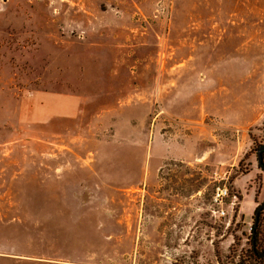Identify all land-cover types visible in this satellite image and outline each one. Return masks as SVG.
I'll list each match as a JSON object with an SVG mask.
<instances>
[{"label":"rangeland","instance_id":"374dc122","mask_svg":"<svg viewBox=\"0 0 264 264\" xmlns=\"http://www.w3.org/2000/svg\"><path fill=\"white\" fill-rule=\"evenodd\" d=\"M261 146L264 0H0V264H264Z\"/></svg>","mask_w":264,"mask_h":264},{"label":"built area","instance_id":"2783aa9c","mask_svg":"<svg viewBox=\"0 0 264 264\" xmlns=\"http://www.w3.org/2000/svg\"><path fill=\"white\" fill-rule=\"evenodd\" d=\"M229 197V191L225 184H217L211 195L212 212L218 217H224L226 215L227 199ZM233 206V202L228 204Z\"/></svg>","mask_w":264,"mask_h":264},{"label":"trees","instance_id":"16d2710c","mask_svg":"<svg viewBox=\"0 0 264 264\" xmlns=\"http://www.w3.org/2000/svg\"><path fill=\"white\" fill-rule=\"evenodd\" d=\"M251 229V234H250V244H251V252L253 253L254 256H258L259 259L264 261V252L258 251L257 245H258V226H254V223L250 227Z\"/></svg>","mask_w":264,"mask_h":264},{"label":"water","instance_id":"95a60500","mask_svg":"<svg viewBox=\"0 0 264 264\" xmlns=\"http://www.w3.org/2000/svg\"><path fill=\"white\" fill-rule=\"evenodd\" d=\"M262 150H264V146L259 147V149L257 150V159H258V162H259V164H260V167L264 169V165H263L262 162H261V151H262ZM263 208H264V202L261 203L260 205H258V207L256 208L255 213H254V226L257 225L259 212H260Z\"/></svg>","mask_w":264,"mask_h":264},{"label":"flooded vegetation","instance_id":"af4514ba","mask_svg":"<svg viewBox=\"0 0 264 264\" xmlns=\"http://www.w3.org/2000/svg\"><path fill=\"white\" fill-rule=\"evenodd\" d=\"M261 154H264V150L261 151ZM263 209H264V208H263ZM263 209H262V210H263ZM262 210H261V211H262ZM259 213H260V212H259Z\"/></svg>","mask_w":264,"mask_h":264}]
</instances>
